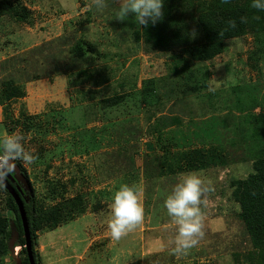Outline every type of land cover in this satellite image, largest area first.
<instances>
[{
    "label": "rangeland",
    "instance_id": "374dc122",
    "mask_svg": "<svg viewBox=\"0 0 264 264\" xmlns=\"http://www.w3.org/2000/svg\"><path fill=\"white\" fill-rule=\"evenodd\" d=\"M9 1L28 8L31 22L0 17V83L12 77L26 90L12 103L10 116L0 104V135H21L25 150L38 157L21 164L44 206L77 197L85 207L39 234L41 264H247L245 254L254 247L237 205L232 208L229 184L253 171L254 155L262 149L251 134L254 117L264 114V34L227 40L224 53L203 63L209 85L182 96L166 85L172 83L171 52L136 41L134 20L125 25L116 19L119 0H105L102 9L94 0ZM81 38L94 46L84 60L71 54ZM180 52L189 56L184 48ZM190 61L192 68L200 65ZM150 78L159 80L158 98L144 105L140 90ZM117 92L129 96L115 107L101 103ZM22 110L34 117L32 131H25ZM195 149L215 150L210 154L220 155L218 165L185 171V164V170L159 175V157L161 163L179 157L182 166L184 155ZM191 173L213 190L202 196V238L186 255H177V225L164 200ZM122 185L141 189L144 221H151L152 231L140 224L115 240L108 227L110 205ZM7 210L0 186V214ZM142 235L149 240H140ZM5 257L0 264L14 263Z\"/></svg>",
    "mask_w": 264,
    "mask_h": 264
},
{
    "label": "trees",
    "instance_id": "16d2710c",
    "mask_svg": "<svg viewBox=\"0 0 264 264\" xmlns=\"http://www.w3.org/2000/svg\"><path fill=\"white\" fill-rule=\"evenodd\" d=\"M251 2L252 0H165L163 18L146 27L137 26L133 35L136 41L143 42V45L145 43L152 50L171 52L174 66L173 74L169 78L172 83L166 85L173 92L179 89L182 96L197 94L209 85L211 78L207 65L203 63L224 53L227 40L248 34L256 37H261L264 34V11L252 8ZM4 15H11L16 21L31 22V11L20 2L13 5L9 0H0V17ZM128 22L130 20H124L125 25H128ZM174 48L178 49L176 53ZM181 48H184L189 56L183 55L180 52ZM93 51V44L84 38L79 39L71 48V54L78 60H84ZM191 59L198 61L200 65L192 68ZM61 66L62 63H59L60 69ZM35 77L39 79L38 76L35 75ZM87 78L90 80L87 76L82 77L84 80ZM158 81L155 78L144 80L140 90L141 101L144 105L157 100ZM165 81L164 78L160 82L164 83ZM24 86L23 83H19L12 77L4 79L0 83V104L4 107V111L10 113L9 116L12 112V103L26 95ZM124 86L123 84L122 88ZM128 96L124 92H117L102 99L101 103L108 108L115 107L123 103ZM21 112L22 117L26 119L24 122L25 131H32L34 125L31 121L34 117L26 115L25 110ZM253 121L255 125L251 136L254 142L261 144L262 149H260L261 151L258 149L255 153L252 162L253 171L247 177L231 179L229 184L231 193H229L232 208L237 205L238 216L243 221L245 231L254 247V250L245 254V259H248L247 264H264V114L259 113ZM160 127H162V123ZM213 152L215 150L195 149L191 156L184 155L187 158V163L182 166H179V157L175 161L166 159L164 163L160 162L162 157H159L160 161L157 164L160 167L159 175L161 177L170 175L172 173L168 171H174L176 167L184 169L185 164H187L185 171L202 170L203 168L199 167L210 163L216 166L220 160V155L210 154ZM15 163L21 167L25 177L29 179L27 171L23 170L21 161H15ZM11 175L14 174L11 172ZM6 178L8 177L6 176ZM8 181L16 188L19 185L23 186V182L18 180L12 181L8 178ZM0 186L6 194L8 208L7 214H0V256L4 259L6 258L5 255L9 256L13 260V264H17L10 248V240L14 234L13 227L18 233L16 245L21 246L22 264H31L19 208L10 192L1 182ZM26 195L23 199L32 238L33 255L36 263L41 264L37 249L39 233L58 228L64 217L72 218L74 215L84 212L85 207L77 197L46 207L36 198L33 191L32 194L26 191ZM12 214L15 218L11 224L10 216ZM235 258L237 260V255Z\"/></svg>",
    "mask_w": 264,
    "mask_h": 264
},
{
    "label": "clouds",
    "instance_id": "9594fccd",
    "mask_svg": "<svg viewBox=\"0 0 264 264\" xmlns=\"http://www.w3.org/2000/svg\"><path fill=\"white\" fill-rule=\"evenodd\" d=\"M94 4L98 9H102L106 6L105 0H94ZM164 6L165 0H119V10L116 19L122 21L132 19L140 28L142 26L146 27L150 23L154 24L163 18L165 14ZM251 7L258 11H264V0H252ZM208 91L214 93L216 88L210 86ZM22 141L23 137L15 133L0 135V150H2L4 154L3 158H0V175H3L4 170H6L8 175L4 174V177L7 176L12 181L18 180L21 183L23 182V186L19 185L17 188L13 187L16 188L24 203L23 198L24 196H27L26 191L32 194V183L30 179L25 177L21 167L20 173H22L24 178H18L15 166L19 165H17L15 161H21L24 164H33L38 157L33 153L26 151ZM11 162L14 163V167H11ZM11 172L14 175H11ZM8 178L6 179L8 180ZM23 179L28 180L31 185V190H27L25 188ZM212 190L213 189L210 187L205 186V182L201 179L199 174L191 173L183 175L172 191L166 196L164 200V207L167 210L168 216L173 218L175 224L177 225V235L175 238L176 246L173 249L175 254L186 255L188 250L197 246L199 239L202 238V196L204 193ZM140 194L141 189L128 185H122L113 194L112 203L110 205L111 219L108 223L110 235L113 239L120 240L143 222L144 208L140 200ZM15 203L17 204L16 200ZM17 237L18 233L14 230V234L11 238V240L15 241L14 251L11 250L12 255L15 254L14 256L20 255L21 251V246L16 245ZM38 251L41 255L39 249ZM15 260H17L16 257Z\"/></svg>",
    "mask_w": 264,
    "mask_h": 264
},
{
    "label": "water",
    "instance_id": "95a60500",
    "mask_svg": "<svg viewBox=\"0 0 264 264\" xmlns=\"http://www.w3.org/2000/svg\"><path fill=\"white\" fill-rule=\"evenodd\" d=\"M15 170L17 171L18 178H21V179L24 178L22 173H20V167L19 166H15ZM4 174L8 175L6 170H4ZM4 174L0 175V180L6 186V188L9 190V192L13 195V197L15 198V200L19 206L21 216L23 219V223H24L25 234H26V238H27V250H28L29 260H30L31 264H36L35 259H34V255H33L31 235L29 232V225H28V220H27V215H26V211L24 208L23 200H22L20 194L17 192L16 188L11 186V184L6 179V177H4L5 176ZM23 180H24L25 188L27 190H31V185L29 184L28 180H26V179H23ZM14 246H15V241L11 240L10 247H11L12 251H14ZM17 264H22L21 259H18Z\"/></svg>",
    "mask_w": 264,
    "mask_h": 264
},
{
    "label": "crops",
    "instance_id": "0c3cea01",
    "mask_svg": "<svg viewBox=\"0 0 264 264\" xmlns=\"http://www.w3.org/2000/svg\"><path fill=\"white\" fill-rule=\"evenodd\" d=\"M149 222H151V221H147V223H146V221L143 220V222L141 223V227H145V225H147L148 228H149V230L152 231V225H149ZM141 238H145V239L149 240V237H146L145 235H142V236L140 237V240H141ZM148 245H149V246H148ZM147 246H148V248L150 249V247L152 246V243L149 244V241H148V242H147ZM148 253H149V252H148Z\"/></svg>",
    "mask_w": 264,
    "mask_h": 264
}]
</instances>
